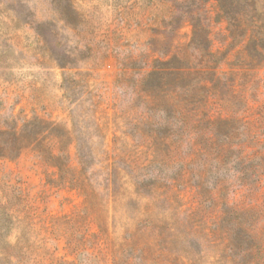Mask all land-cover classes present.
Here are the masks:
<instances>
[{"label":"rangeland","instance_id":"obj_1","mask_svg":"<svg viewBox=\"0 0 264 264\" xmlns=\"http://www.w3.org/2000/svg\"><path fill=\"white\" fill-rule=\"evenodd\" d=\"M258 7L264 14V0ZM209 10L213 50L229 51L220 73L226 78L233 74L239 82L249 99L246 120L253 128L258 107L264 104V67L245 65L246 43L231 46L215 2L209 3ZM174 11L168 0H0V131L5 132L0 140L10 141L13 130L32 118L50 121L70 136L66 142L76 177L80 169L72 133L76 120L86 130L98 123L108 125L106 140L95 134L90 141L98 154L90 173L102 196V204L95 208L84 210L76 190L65 187L57 169L35 151L25 149L15 160L0 158V251L7 249L5 242L15 245L18 238H25L33 244L38 264L251 260L240 258L238 238L224 237L222 202L253 211L259 219L256 228L264 233V180L259 190L235 185L226 199L214 196L206 203L197 190L198 180L186 173L190 181L171 205L161 192L136 185L139 176H152L160 169L148 166L124 134L133 101L131 89L119 83L138 80L152 70L160 57L151 49L152 40L159 37L164 45L170 44L172 27L167 24ZM190 37V27H182L174 46L187 47ZM138 108L134 105V110ZM204 164L209 189L220 179L214 163L191 162L189 170L196 172ZM180 167L174 172L183 171ZM219 171L232 175L229 167ZM100 219L103 232L97 227Z\"/></svg>","mask_w":264,"mask_h":264},{"label":"trees","instance_id":"obj_2","mask_svg":"<svg viewBox=\"0 0 264 264\" xmlns=\"http://www.w3.org/2000/svg\"><path fill=\"white\" fill-rule=\"evenodd\" d=\"M168 1L176 10L167 24L172 27L170 44L164 45L166 42L159 37L154 38L151 49L160 57L154 60L152 70L138 80L126 79L119 83L120 86L126 83L131 89L129 99L133 101L128 109L133 115L126 112L128 130L124 134L133 142L136 152L145 156L148 166L160 169L152 176H139L136 185L149 187L154 193L161 192L169 205L176 202V193L190 181L184 177L186 173L196 177L197 190L206 203H211L214 196L226 199L235 185L259 190L264 180V104L258 107L260 113L254 121L257 126L250 127V121L246 120L251 109L249 99L233 74L226 78L220 73L229 51L213 50V21L209 10V3L215 2L219 22L227 24L231 46L246 43L249 59L245 65L260 69L264 67V14L259 10V0ZM184 26L190 27L191 37L187 47L179 48L173 41ZM134 105L139 106L138 110H134ZM107 127L98 123L86 130L76 120V129L72 131L76 133L80 164L76 177L70 166L68 132L39 117L27 121L22 129H14L10 141L0 140V158L15 160L25 149L35 151L44 163L57 169L65 187L76 190L84 210L95 208L102 204V196L90 173L98 155L90 141L95 134L106 140ZM4 135L0 131V136ZM108 152L102 150L103 154ZM202 161L214 163L216 175L220 177L215 186H209L211 190L206 182L207 164L197 166L196 172L189 170L191 162ZM177 166L184 167L183 171L174 172ZM226 167L232 175L223 176L219 171ZM110 183L113 185L112 180ZM105 189L109 191L111 185ZM97 221L99 232H103L102 220ZM221 222L225 238H238L236 247L240 258L249 257L248 264H263L264 233L256 228L259 222L256 214L223 201ZM5 245L7 249L0 251V263H40L28 239L18 238L15 245L8 242Z\"/></svg>","mask_w":264,"mask_h":264}]
</instances>
